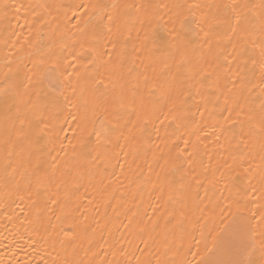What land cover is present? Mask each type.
I'll use <instances>...</instances> for the list:
<instances>
[{"label": "snow or ice", "instance_id": "snow-or-ice-1", "mask_svg": "<svg viewBox=\"0 0 264 264\" xmlns=\"http://www.w3.org/2000/svg\"><path fill=\"white\" fill-rule=\"evenodd\" d=\"M0 264H264V0H0Z\"/></svg>", "mask_w": 264, "mask_h": 264}]
</instances>
